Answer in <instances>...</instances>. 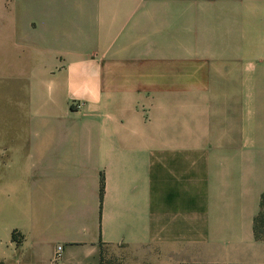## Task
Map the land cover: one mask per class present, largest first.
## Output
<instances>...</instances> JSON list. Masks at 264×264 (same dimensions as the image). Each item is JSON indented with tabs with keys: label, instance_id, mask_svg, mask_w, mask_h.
I'll use <instances>...</instances> for the list:
<instances>
[{
	"label": "crops",
	"instance_id": "1",
	"mask_svg": "<svg viewBox=\"0 0 264 264\" xmlns=\"http://www.w3.org/2000/svg\"><path fill=\"white\" fill-rule=\"evenodd\" d=\"M263 194L264 0H0V264H264Z\"/></svg>",
	"mask_w": 264,
	"mask_h": 264
},
{
	"label": "rangeland",
	"instance_id": "2",
	"mask_svg": "<svg viewBox=\"0 0 264 264\" xmlns=\"http://www.w3.org/2000/svg\"><path fill=\"white\" fill-rule=\"evenodd\" d=\"M103 264H146L127 250H107L103 255Z\"/></svg>",
	"mask_w": 264,
	"mask_h": 264
},
{
	"label": "trees",
	"instance_id": "3",
	"mask_svg": "<svg viewBox=\"0 0 264 264\" xmlns=\"http://www.w3.org/2000/svg\"><path fill=\"white\" fill-rule=\"evenodd\" d=\"M103 192V182L101 184V194ZM253 233L256 241L264 242V194L261 196L259 211L254 218L253 223ZM103 261V256L101 257V263Z\"/></svg>",
	"mask_w": 264,
	"mask_h": 264
},
{
	"label": "built area",
	"instance_id": "4",
	"mask_svg": "<svg viewBox=\"0 0 264 264\" xmlns=\"http://www.w3.org/2000/svg\"><path fill=\"white\" fill-rule=\"evenodd\" d=\"M81 104L78 105V108H81ZM62 258V247L61 246H58L57 249H56V253H55V257L54 259L55 260H60Z\"/></svg>",
	"mask_w": 264,
	"mask_h": 264
}]
</instances>
